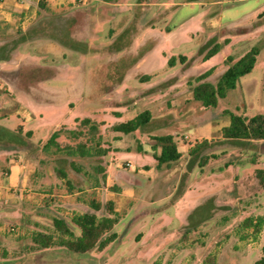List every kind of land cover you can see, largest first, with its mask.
Returning a JSON list of instances; mask_svg holds the SVG:
<instances>
[{
    "label": "rangeland",
    "instance_id": "1",
    "mask_svg": "<svg viewBox=\"0 0 264 264\" xmlns=\"http://www.w3.org/2000/svg\"><path fill=\"white\" fill-rule=\"evenodd\" d=\"M201 1L204 5L189 0L78 2L43 14L39 29L27 34L0 25V47L37 36L48 39L40 46L20 42L10 59L0 60V125L33 131L31 148H0V178L6 176L9 158L26 164L29 185L21 191L22 199L36 214V220L28 214L11 222L14 244L0 247V258L9 259L6 264H254L264 257V227L255 239L245 226L248 217L264 215V188L256 177V169H264V140L227 139L223 128L217 131L230 122L226 111L248 117L264 113V48L252 72L216 107L194 99L189 84L212 66V79L218 80L227 66L224 53L203 62L199 47L209 40L226 45L234 40L233 54L239 56L244 46L239 37L252 35L262 21L264 0ZM258 38L263 42L264 34ZM53 41L62 49L48 46ZM180 55L189 60L168 63ZM144 110L160 121L156 134H173L184 154L167 168L174 178L162 187L159 176L138 171L154 166L149 165L151 138L140 130L117 142L112 128ZM84 117L99 123L103 144L111 149L106 156L44 154L43 143L57 129L63 131L58 138L62 145L87 140L89 129L76 120ZM211 127L216 130L210 138L195 139ZM80 128L86 135L72 137L69 130ZM57 167L67 171L73 188L58 176ZM95 177L101 182L97 188L92 186ZM140 179L141 191L112 229L117 238L105 249L79 254L57 242L47 248L34 242L36 232L56 235L57 241L53 219L82 213L77 200L107 203L119 199L121 185ZM174 186L173 193L167 192ZM198 205L204 208L199 216L213 214L206 222L200 217L191 222L190 212Z\"/></svg>",
    "mask_w": 264,
    "mask_h": 264
},
{
    "label": "trees",
    "instance_id": "2",
    "mask_svg": "<svg viewBox=\"0 0 264 264\" xmlns=\"http://www.w3.org/2000/svg\"><path fill=\"white\" fill-rule=\"evenodd\" d=\"M108 2L118 3L121 0H107ZM22 41H15L0 47V60L10 59L12 51ZM224 43L216 40H209L199 47L198 53L203 55V60H208L221 51ZM260 46H253L242 57L235 61L233 56L225 59L227 68L221 74L216 82L210 81L208 78L213 74L214 68H210L203 73L197 75L193 81L189 80V84L193 85V97L200 101L203 106L210 108L216 107L221 98L226 97L227 92L237 87L241 78L254 69L257 58L260 53ZM185 63L189 59L184 55L179 57L171 56L168 60L170 65H174L177 59ZM149 76H145L148 78ZM230 116V123L223 127V137L227 139H245V140H264V113H260L251 117L243 114H236L226 111ZM153 115L150 110H144L134 118L119 122L113 125V130L122 133H131L137 130L150 132L158 127V122L152 121ZM80 126L89 129L90 137L85 141H79L77 144L62 145L58 138L63 132L62 129L55 130L51 136L43 143L42 151L44 154H63L69 157H103L110 151V147L103 144V136L99 133L100 125L91 117L77 118ZM74 138H80L86 135L84 128L69 130ZM33 131H25L20 126L18 130H10L0 125V148L2 149H28L32 145ZM153 156L156 160L158 169L170 168L183 157V152L178 148V142L173 134H153L150 135ZM205 142L196 143L190 150V154L197 152ZM160 149V151H158ZM215 156V155H214ZM72 167L77 171H82V167L71 162ZM99 169L104 173L103 178L106 179V168L100 165ZM57 174L61 179L66 180L67 185L73 188L71 179H69L67 171L62 167L56 168ZM89 174V173H87ZM256 177L264 188V169H256ZM92 186H100L101 182L97 177L92 181ZM204 208L197 207L191 214V222L195 217H200L199 221L207 219L208 215H200ZM200 210V211H199ZM193 216V217H192ZM119 221V213L115 211L114 201L102 203L98 200L89 201V209L82 213H75L70 219L65 217H54L53 225L57 234V241H54L56 235L36 232L33 240L42 248L49 247L50 243L57 242L61 246H65L68 250L79 254H88L94 249L103 250L109 243L117 238V233L112 231ZM196 226V225H195ZM246 227L252 229L255 239L259 237L264 227V215L248 217L245 224ZM75 228L79 230L76 233ZM56 240V239H55ZM152 264H161L155 261ZM254 264H264V257L258 259Z\"/></svg>",
    "mask_w": 264,
    "mask_h": 264
},
{
    "label": "crops",
    "instance_id": "3",
    "mask_svg": "<svg viewBox=\"0 0 264 264\" xmlns=\"http://www.w3.org/2000/svg\"><path fill=\"white\" fill-rule=\"evenodd\" d=\"M101 1L102 0H0V25L2 26L6 25L10 29H16L17 31H20V33L22 34H27L30 31L35 30L36 28L39 29L38 27L39 19L45 13L58 12L68 7L79 5L78 2H81L83 5H88L92 2L96 4ZM189 1L199 2L200 4L204 5V3L201 0H189ZM222 2H225V0H217V1H213L212 3L220 4ZM108 3H112V2H108ZM262 14H259V15H262ZM261 20L262 21L256 24V27L253 32L254 35L253 34L251 35L250 33H249L250 35L243 33L239 37L240 39L239 41L244 40L243 42L244 46L240 48L243 50V52L239 56H235L233 54V48H235V46L233 45L234 40L231 42L230 45H226V44L223 45V48L220 51L224 53L223 61L230 55L233 56L236 61L255 45L260 46L261 48L260 53H261V51L264 48V41L260 42L259 40L260 38H258V36L264 34V17ZM250 36H253V37H250ZM47 40L48 39L43 38V36H39V37L37 36L34 39L27 38L26 40H23V41L29 42L30 44H36L40 46V45L45 44ZM48 46H51L52 49H62L59 42H54V41L52 43L49 42ZM220 52H218L217 54H219ZM217 54H215L208 60H203V62L213 59ZM259 55H258V58H259ZM258 58H257V61H258ZM215 67L216 66H212L211 68H215ZM226 68L227 66H225L223 71L220 73V76L226 70ZM208 79L212 82H216L212 79V76L209 77ZM155 120L157 119L152 118V121H155ZM156 122H158V125L160 124V121H156ZM229 123L225 124L224 126H227ZM224 126H222L221 128L219 127L217 131H221V129ZM155 130L156 129L150 132L143 131V133L147 134L150 137V135L156 134ZM215 130L216 129H214V127H211L207 129V131L205 132H198L195 139L210 138L209 135L214 134ZM137 131H140V130H137ZM127 134H130V133H127ZM127 134L122 133V132H117L116 141L120 142L122 140V135H127ZM178 148L180 151H182V149L180 148L179 142H178ZM158 151H160V149ZM257 161L258 160H254L253 162H257ZM153 164L154 166L149 167L148 169L143 170L140 168L138 169V171L139 172L143 171L142 173L143 175H147L150 172L151 173L153 172L155 177L159 176L161 180L159 181L158 186H161V187L164 186L165 182L174 178L173 175H171L172 174L171 171L168 170L167 168L158 169L156 167V160L154 156H153V162L152 161L149 162V165H153ZM7 166H8V169L5 172L6 176L3 177V180H1L0 178V247H7V249H9L12 247L11 244H14V242L12 241L13 237L9 234V231H8L11 222L20 221L23 216L25 217L28 214L30 218H33L34 220H36V214H34L32 210H29L30 206L29 207L27 206L28 204H31V203L28 202L27 200L25 201L22 199L21 191L28 190L27 185H29L30 170L28 169L27 165L21 164L20 160L9 158L7 162ZM0 177H2L1 171H0ZM142 185H143V181L141 179L139 180L137 184L136 183L127 184L126 186L121 185L119 192H118L120 196L119 199L112 197L113 198L112 200L114 201L115 211L119 213V220L123 217L127 208L130 207V205H132L134 200L137 198L138 193L141 191L139 187H141ZM97 187L98 186H96L95 188ZM176 189H177V186H174L173 188H170L167 192L173 193V190H176ZM15 190H19L17 195L15 194ZM171 193L169 195H171ZM186 195H187V190H185V192H183L182 195L180 194L176 203L179 204L185 198ZM75 205H77V208L79 206H82L84 208L82 212L87 211L89 209L88 201L77 200L75 202ZM199 206L200 205L196 206L190 212V215ZM205 215H208L209 217L213 216V214L208 211L206 212ZM196 221L198 222V220H196V217H195L193 222H196ZM203 222H206V221L203 220L202 223ZM7 249H4V250H7ZM3 253L5 254L6 252L3 251ZM8 260L9 259H7V257L4 256V258L2 259L0 258V264H6Z\"/></svg>",
    "mask_w": 264,
    "mask_h": 264
},
{
    "label": "built area",
    "instance_id": "4",
    "mask_svg": "<svg viewBox=\"0 0 264 264\" xmlns=\"http://www.w3.org/2000/svg\"><path fill=\"white\" fill-rule=\"evenodd\" d=\"M185 138H189V136L188 135H185L184 136ZM129 166H131L132 164L131 163H127Z\"/></svg>",
    "mask_w": 264,
    "mask_h": 264
}]
</instances>
